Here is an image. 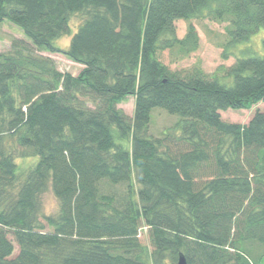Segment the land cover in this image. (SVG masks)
Here are the masks:
<instances>
[{"label":"trees","instance_id":"16d2710c","mask_svg":"<svg viewBox=\"0 0 264 264\" xmlns=\"http://www.w3.org/2000/svg\"><path fill=\"white\" fill-rule=\"evenodd\" d=\"M206 9L229 22L224 58L264 26V0H0V24L83 65L61 72L20 40L0 52V264H262L264 109L247 124L221 111L264 104V55L213 76L160 58L197 50L196 26L179 38L175 22ZM130 96L133 117L118 106ZM155 107L180 118L152 138ZM49 188L56 215L42 214Z\"/></svg>","mask_w":264,"mask_h":264},{"label":"rangeland","instance_id":"374dc122","mask_svg":"<svg viewBox=\"0 0 264 264\" xmlns=\"http://www.w3.org/2000/svg\"><path fill=\"white\" fill-rule=\"evenodd\" d=\"M203 14H205V16L189 20H176V33L179 38H183L186 35L190 23L196 26L199 35V46L197 50L192 51L190 54H183L178 48L173 50L167 49L161 52L160 58L162 62L168 65L172 70L185 71L191 69L195 65H200L209 76H213L220 66L232 65L237 57H248L255 54L264 55V26H262L249 40L228 48L229 58H224L223 53L228 41L227 27L229 22L227 20L217 21L207 12V9L204 10ZM84 19L85 15L83 13L72 16L70 32L62 35L56 41L60 47H69L73 35L78 31L79 25ZM16 40H20L19 44L30 47V41L16 25L9 21L0 24V52H9L14 49L13 44ZM31 50L38 57L50 58L52 65L61 72H69L73 75H77L83 68L82 64L72 61L62 52L51 53L44 50H37L33 47ZM118 106L122 108L127 115L133 117L135 98L130 96L126 102L120 103ZM263 109L264 104L260 102L247 109L229 108L222 110L221 116L223 120L228 122L247 124L257 110ZM179 118V115L170 114L160 107L153 108L148 135L152 138L162 136V132L168 127H173ZM34 161L35 159L33 157L17 158V162L20 164L23 171H27ZM41 202L42 214L56 215L59 212L60 202L51 188L43 193ZM40 219L45 223L43 216H41ZM10 237L13 238L12 236ZM139 238L144 245H147L150 249L152 248L149 231L145 225H143L139 231ZM14 243V255H16L19 251V247L16 242ZM262 264H264V257L262 259Z\"/></svg>","mask_w":264,"mask_h":264},{"label":"water","instance_id":"95a60500","mask_svg":"<svg viewBox=\"0 0 264 264\" xmlns=\"http://www.w3.org/2000/svg\"><path fill=\"white\" fill-rule=\"evenodd\" d=\"M169 264H189L186 255L183 252H180L178 255V259Z\"/></svg>","mask_w":264,"mask_h":264}]
</instances>
